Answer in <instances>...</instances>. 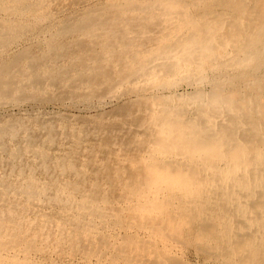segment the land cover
Wrapping results in <instances>:
<instances>
[{
  "label": "bare ground",
  "instance_id": "obj_1",
  "mask_svg": "<svg viewBox=\"0 0 264 264\" xmlns=\"http://www.w3.org/2000/svg\"><path fill=\"white\" fill-rule=\"evenodd\" d=\"M71 1L73 0H0V11L8 16L14 17L13 19L10 17L8 19L5 18L6 20L0 18V37L1 34H5V31L12 32L13 30H19L18 27H20L21 24H19V26L18 23H21L25 16L30 15V17L36 19L39 13H37V11L44 9V6L62 7L68 5L69 2L71 3ZM108 1L109 0H107V2ZM112 1L115 2L119 0ZM207 1L208 0H124L126 7H130L129 9L138 8L141 12L143 11L137 15H128V18L135 20L134 22L141 23L142 29L132 30L128 28L137 27V24H132L130 21H127L126 26H124L125 28H119L120 25L117 26V23H112V26H117L115 32L117 31L119 34H123V37L127 41V45L133 44L136 41H145L150 44L149 49H151L153 44L152 40L155 35L157 37L159 34L158 31L163 24L160 23L162 16L158 17V14L153 15L154 13H150V11L160 10V12H162L161 14H163L166 7L162 6L170 5L171 7L168 8V11L172 9L176 12V14H172L170 18L173 21L172 23H174L176 18L181 16L183 20H190L189 22L186 21L181 29L177 26L174 27L175 24L172 25L174 30L171 34L172 36L175 35L173 44L166 46L163 50L162 47L157 48L155 53L150 56L151 59H149V63L140 66V69L136 72L129 73L131 80L135 81L140 79L143 80L146 76H149V78L158 77V79L164 77H178L179 80L184 81V84H186L185 86H187L184 92L174 90L177 84L175 81L162 83L161 88H166V86H168V89L172 91L170 96L173 98V101L171 103L165 104L164 102H157V104L152 105L150 108H145V106H143L137 111H131L129 112V114H132L131 119L126 118V121H124L125 124L123 123V125L122 123H113L100 127L102 122L94 121L91 127H83L80 131L76 129L74 133H72L71 128L69 129L68 127L59 129L56 123L50 122L51 119L43 120L39 117L31 118L35 115H33V113L37 110L31 112L30 114H32V116L29 118H22L17 122L2 124L0 120V264H7V260H32L38 255V259L47 261L50 258L44 254L39 253L36 255V253H38L37 251L45 253V248L38 245L40 240L47 243L49 242V238L52 237L61 241L59 235H55L57 234L55 232L59 229H80L86 233V229L98 227L96 222L99 215L98 211L101 210L99 202L102 203V198L96 199L92 192L83 191L82 185L78 184L77 189L69 190L66 189L63 184H54L51 181L60 176L64 177L67 173L69 177L76 176L74 173H72L73 175L70 174L69 171L75 172V170H80L82 165L87 162L85 152H93L92 150L101 147L102 140L101 135H99L101 132L104 135L110 133L112 138L121 143V150L123 152H129V154L131 153L133 157L130 158V161L133 162H135V152H137L142 145L139 143V140L143 138L145 139L144 142H149V144L147 143V148L149 149L158 147L179 149V147H181L182 150V148H185L189 153H184V156L188 158L198 156V164L203 166L206 174V178H203L196 173L194 167L197 166L191 167L186 164H181V156L178 157L177 155L173 161L178 164L179 167L171 166V169L167 171L165 169L164 171V169L159 170L151 166L149 169L151 170L150 175L148 174L150 181L149 196L144 197L140 201L134 200L130 202L129 199L128 201L124 200L122 202L127 201V204L124 206L120 204L121 201H111L105 204L107 210L114 213V217L117 216V212L127 206L129 211L131 210L140 217H145L147 215L146 217L152 218H149L150 222H155L157 221L155 218L158 216L162 207L165 208L167 206L175 216L182 218H179L181 222L178 224V226H182V224L184 225L182 221L187 220L189 217L186 215L187 213L185 214L186 216L183 215L184 218L180 216L182 215L181 212L187 210L185 209L187 207L183 208L184 203H186L185 201H190L188 199L195 198V196H202L207 203V207L203 208L210 209L211 203L219 199L220 203L223 204L221 205L220 215H217L216 218L214 216V224L211 222L207 223L206 219V221L203 222V225L208 230L213 227L217 230L213 233L212 231L205 230V228L198 232V242H201L202 247L199 246V250L197 251L202 250L204 253L206 252L216 257L218 255L232 257L242 255L249 248H254L257 245H264V112L260 113V115H262L261 120H252L246 116L247 114L245 115L240 104L235 103V106L231 107V103L228 98L223 96V92L220 96L218 89L213 88L219 87L223 91L226 90V83L215 80V70H230L235 67H243L250 69L254 73L256 67L263 64L264 45H260L262 43L260 42V37L262 36L261 30L264 29V26L257 23L261 28H256L252 30L251 34H247V39L244 45H242L246 48L244 51L234 48L233 50H236L237 53L233 55L232 52L229 51L230 42L225 41L223 44L225 52L217 58H214L212 56L214 45L210 42H203L204 39L202 36L205 34L209 35L210 31H216L215 26L205 20V18L209 20L211 16L216 15L211 14L215 12H210L206 17L204 15L197 17L198 19H194L189 14L195 6H199L200 8V6L207 4ZM76 2L77 0H75V3ZM94 3V5H97L96 3L102 4L105 3V0H96ZM185 3H187V6ZM229 3H225L223 9L230 7L231 5H229ZM210 4L212 6L218 5L215 1L210 2ZM234 4L238 5L237 7H240L245 12H247V10H253V7H250L249 0H239L233 3V5ZM68 6L70 7V4ZM188 6L194 7L188 8ZM103 7L105 6L98 8L102 9ZM96 8L97 7H95V9L93 7L92 9L89 8L88 12L93 9L97 10ZM212 10L217 11L218 9H207V11ZM71 16L73 17V15ZM257 16H259V13ZM154 18H156V20L150 23L149 21ZM69 20L67 21L70 22ZM100 20L101 19H97L96 23ZM65 24L67 25V22ZM44 30L46 32L47 29ZM24 31L23 29L22 32ZM27 31L28 29L25 33H27ZM40 33L38 35H40ZM3 36L4 35H2V37ZM16 36L19 35L17 34ZM19 37L17 39H19ZM169 37L170 36H167V39ZM6 42L7 41H5V44ZM45 44L46 43H44L42 47V44H33L32 41L30 42V46L25 45L23 48L17 47V51L14 53L12 59L9 55L6 59L1 58L0 94L13 92L19 89L24 91L31 87L36 89L39 88L42 83L44 84L45 81L49 80L48 77L39 78L35 76V78H33V75H29L30 73L28 75L25 73L21 78L18 77L19 70L21 71V67L25 66L24 63H28L27 66L31 69H37V67H39L38 63L41 60L45 62H59L64 59L65 56L63 57V54H58V51L50 49L51 47H45ZM5 46L3 44V47ZM63 46L64 45H62V47ZM239 46L240 45H238V47ZM36 47L41 49V52L39 51L40 54L36 52ZM216 47H218V45ZM68 49L69 48H67V50ZM72 49H70V51ZM154 49L156 48H153V50ZM3 51V49H0V56L3 54ZM228 54H230V56H228ZM9 58L10 60H8ZM107 70L108 69H106V71ZM222 76L226 75L224 74ZM261 76H263L261 73L256 72L253 77L261 78ZM241 79H243L245 83L249 81V77ZM209 85L213 89L207 92L203 88ZM82 90L85 89L83 88ZM213 90H215L214 93ZM107 94H113V90L109 91ZM262 94L264 96V91H262ZM23 95L27 94L23 93ZM24 97L25 96H23V98ZM1 103L3 102L0 101V105ZM13 106L21 108L22 104L14 103ZM230 108L233 110H230ZM26 113L28 112L25 111L22 114L25 115ZM108 114L109 113L106 112L102 115ZM67 118H69L67 122L70 121V116ZM95 119L98 120V118ZM130 138L134 139V141L132 140L131 142ZM104 152L106 153L107 151ZM83 153L85 155H83ZM146 158L147 161L146 163L143 162L144 165L150 162L149 157ZM216 163H218V165H215ZM133 168H135V166L132 167V170ZM41 177H46L48 181L42 183L38 182L37 180ZM79 187H81V189H79ZM164 200H168V202L165 201V203L163 202ZM103 201L108 202V200L104 198ZM109 223L114 225L117 224L116 221L111 222L110 220ZM146 224L147 222L142 223L141 226L143 231H140L142 234L140 235L139 233L138 236H141L142 240L144 239L158 246L163 254H167L171 258L177 256L179 260L180 255L183 253L182 244L180 245L179 243L180 240L175 241L173 238L168 239L167 236L169 234H167V238L165 237L166 234L159 233L156 235L155 231H149V227ZM172 225H174V223ZM201 225L202 222L200 226ZM201 228H203V226ZM189 233L194 234L193 232ZM139 237L137 238L139 239ZM88 240L89 238L87 241ZM121 250L123 251V248Z\"/></svg>",
  "mask_w": 264,
  "mask_h": 264
},
{
  "label": "rangeland",
  "instance_id": "obj_2",
  "mask_svg": "<svg viewBox=\"0 0 264 264\" xmlns=\"http://www.w3.org/2000/svg\"><path fill=\"white\" fill-rule=\"evenodd\" d=\"M93 1L95 2L96 0H77L76 4L75 0H73L71 1V3L69 2L70 7L68 6L69 4L62 7L44 6V9H41V11L44 10L43 12L45 14L41 11H37V13H41L37 14L36 19L30 17V15L25 16L23 18V21H21V23H18V25L21 24V26L19 25L20 27H18L19 30L12 31L16 33L5 31V34H1V37L2 35H4L3 37H6H2L1 40H5L7 42L5 44V41L3 42L0 40V49L4 50L3 54L0 56V63L2 62L1 58L6 59L9 55L12 59L14 53L17 51V47L23 48L25 45L30 46V42L32 41L33 44H42V47L43 44L46 43L45 47H51L50 49H55L58 51V54H63V57L65 56L64 59L60 60L59 62H45L44 60H41L38 63L39 67H37V69H31L27 66L28 63H24L25 66L21 67V71L19 70V78H21L25 73L27 75L30 73L29 75H33V78H35V76L39 78L48 77L49 80L45 81L44 84L42 83L40 87L36 89L31 87L24 91H21L19 89L13 92L1 93L0 101L6 103H1L0 105V120L2 121V124H8L15 121L17 122L22 118H29L30 116H32V114L30 113L34 112V110H37L33 113V115H35L31 118L39 117L43 120L51 119L50 122L56 123L59 129L68 127L69 129L71 128L72 133H74L76 129L80 131V129L83 127H91L94 121H101L102 123L100 127L111 125L113 123H122L123 125L124 121H126V118L131 119L132 114H129V112L131 111H137L143 106H145V108H150L152 105L157 104V102H164L165 104H168L173 101V98H171L170 96L172 91L168 89V86H166V88H161L162 83H170L175 81L178 86L176 84L174 90L178 92H184V89L187 86H185V82L179 80L178 77H164L162 79H158V77L149 78V76H146V78H144L143 80L140 79L141 81H135L131 80V78L129 77V73H134L140 69V66L149 63V59H151L150 56L155 53V50H157V48L162 47L163 50L166 46L173 44L175 35L172 36L171 33L174 30V27L177 26L179 29H181L182 25L186 21L189 22L190 20H183L181 19V16L176 18L174 20V23H172L173 21L170 18L172 14H176V12L172 9L168 11V8H170L171 6L164 5L162 7H166V9H164L163 14H161L162 12H160V10L150 11V13H154L153 15L158 14V17L162 16L161 22H159L164 25V27L163 25L160 27L157 37L156 35L154 36L156 40L152 37V48L149 49L150 44L145 41H136L133 44L127 45V41L123 37V34H119L117 31L115 32V30L119 25V28H125L124 26H126L127 21L132 22V24H137V27L135 28H128L132 30L142 29L141 23L134 22L135 20L128 18V15H137L141 11L138 8L129 9L130 7H126V3L124 2V0H122V2L121 0L115 2H113L112 0H109L107 2V0H105V3H96L97 5H94L95 3ZM213 1L217 2L218 5L212 6L210 2ZM236 1L239 0H208L207 4L200 6V8L199 6H190L192 8L194 7L193 10L189 12L190 16L194 19L203 15L206 17V15L210 12H215L211 14H216L211 16L209 20L205 18L206 22L208 21L210 24L215 26L216 31H210L209 35L205 34L204 36H202L204 39L203 42H210L215 46H213L212 54L214 58H217L219 55L225 52L223 46L225 41L230 42L229 51L232 52L233 55L237 53L236 50H233L234 48L244 51L246 48H244V46L242 45H244V42L247 39V34H251L252 30L256 28L260 29L262 25L264 26V0H249L250 7H253V10H247V12L242 10L240 7H237L238 5H233V3H235ZM225 3H229V5L231 6L223 9ZM185 4L187 6V3ZM102 6H105L107 8L103 7L102 9H99ZM92 7L94 9L95 7H97L96 9L99 10L97 11L93 9L94 11L89 10L88 12V9H92ZM190 7L188 6V8ZM203 8L205 11L203 10ZM208 8L218 9V12L214 10L207 11ZM76 11L83 13L80 14ZM257 12L259 13V16H257ZM70 14L73 15L74 18ZM9 17L12 19L14 18L13 16H8L7 14H4V12L0 11V18L8 19ZM97 19L101 20L96 23ZM67 20H69L70 22H68ZM155 20L156 18L151 19L149 22L152 23ZM66 22L67 25L65 24ZM112 23H117V26H112ZM257 23H260L261 26L259 27ZM77 24L79 25V27ZM172 25H174V27H172ZM47 26L49 29L47 28ZM23 29L25 30L24 32H22ZM27 29L28 31L27 33H25ZM44 29H47V33ZM261 32L262 36L260 37L261 39H259L262 43L260 45H264V29H262ZM9 33L12 34L10 35ZM39 33L40 35H38ZM17 34L20 37L16 36ZM167 36L170 37L167 39ZM18 37L19 39H17ZM3 44L4 46H6L3 47ZM62 45L64 46L62 47ZM217 45L218 47H216ZM238 45L240 46L238 47ZM36 48V52L40 54L41 49H39L38 47ZM67 48L69 49L67 50ZM153 48L156 49L153 50ZM70 49L72 50L70 51ZM228 56H230V54H228ZM8 60H10V58ZM239 68L235 67L230 70H215V80L218 82L226 83V90L223 91L219 87L213 88L218 89V93H220V96L223 92V96L225 98H228L229 102L232 104H230L231 107L235 106V103H238L243 109V112H245V115L247 114L246 116L248 118H251L252 120H261L262 115H260V113L264 112V96L262 94V91H264V61L263 64L256 67L254 73L248 68ZM106 69L108 70L106 71ZM256 72L261 73V75L263 76H261V78L253 77L255 76ZM106 73H108L109 75ZM224 74L226 76H222ZM244 77H249V81L246 83L243 82L244 80L241 78ZM83 88L85 90H82ZM213 88H211L209 85L203 89L209 92V90H212ZM111 90H113V94H107ZM214 91L215 90H213V93ZM23 93L27 95H23ZM23 96L25 97L23 98ZM14 103H20L22 104V107L20 108L13 106ZM230 110L233 109L230 108ZM25 111H27L28 113H26L25 115L22 114ZM106 112H108L109 114L102 115ZM69 116L70 121L67 122V120H69V118L67 117ZM95 118H98V120H96ZM99 135H101L102 140L101 147L96 150H92L93 152H85L87 156V162L82 165V168L80 170H75V172L69 171L70 174L74 173L76 176L69 177V174L67 173L64 175V177L60 176L51 181L54 184L61 183L66 189L69 190L77 189V185L79 184L82 185L81 187L83 191H87L89 193L92 192L96 199L102 198V203L99 202V207L101 210L98 211L99 215L96 222V224H98V227L94 229H86V233L81 231L80 229H59L57 230V232H55L57 233L55 235H59L61 241L50 237L49 242H47L49 244L42 240H40L38 244L40 247L45 248V253L37 251L38 253H36V255L41 253L49 257L50 259H48L47 261H41L40 259H38V255L32 260H7V264H264V245H257L254 248H249L240 256L232 257L218 255L217 258L214 255H209L206 252L204 253V251L202 250L197 251L199 250V246L202 247L201 242H198V232L206 228L203 225V222L207 220V223L211 222L212 224H214L215 218L217 217V215H220L221 205L223 203H220L219 199H217L216 202L211 203L210 209L203 208L207 207V203L204 201V197L202 196H195V198L188 199L191 202L185 201L186 203H184L183 208L187 207L185 208L187 209V212L184 210L185 212H181L182 215L180 216L184 218L183 215L187 213L186 215H188L189 217L187 218V220L182 221L184 223V225L182 224V226H178V224L181 222V220H179L180 217L178 218V216H175L167 206L165 208L162 207L158 216L155 218V220H157L155 221L157 224L154 221L150 222V219L152 218L146 217L147 215L145 217H140L137 214L133 213L131 210L129 211V209H127V206L123 207L121 211L117 212V216L114 217V213L108 211L105 204H108L111 201H121L120 204L124 206L127 204L128 199L130 202L134 200L140 201L144 197L149 196V175L151 172V170L149 169L151 166L152 168L155 167L159 170L164 169V171L166 169L167 171L171 169V166L179 167V165L176 164L173 160L175 159V157L181 156V164H186L191 167L197 166L194 167V169L196 173L203 178H206V174L203 166L201 164H198V156L190 158L184 156V153H189L185 148H182V150L181 147H179V149L164 147L149 149L147 148L149 142H144L145 139L143 138L139 140V143H141L142 145L141 148L138 149L137 152H135V162H133L130 161V158L133 157L131 156L132 154H129V152H123L121 150V143L112 138L110 133L104 135L101 132V134L99 133ZM132 140L134 141V139L130 138L131 142ZM104 151L107 152L105 153ZM83 155L85 154L83 153ZM146 157H149L150 162L149 164L144 165L143 162L146 163L147 161ZM215 165H218V163H216ZM133 166H135V168H133L132 170ZM126 169L128 170V172ZM139 172L142 173L140 174ZM77 179H80L81 181H78ZM37 181L42 183L44 181H48V179L46 177H41ZM81 187H79V189H81ZM93 188H95L96 190ZM103 198L107 199L108 202L103 201ZM124 200L127 201L122 202ZM165 201L168 202V200H164L163 202ZM199 218L201 221L199 220ZM109 220L111 222L116 221L117 224L114 225L112 223H109ZM144 222H147L146 225L149 227V231H155L156 235L162 233L164 235L166 234V237L167 234H169L167 236L168 239L173 238L175 241L180 240L179 243L180 245L182 244L181 246L183 249V253L180 255L179 260L177 256L171 258L167 254H163L158 246L154 245L151 242H147L144 239L142 240L141 236H138L139 233L140 235L142 234L140 231H143L141 225ZM201 222L202 225L200 226ZM173 223L174 225H172ZM150 226L152 229L150 228ZM202 226L203 228H201ZM205 230L208 229L206 228ZM216 230L217 229L213 227L208 231H212L214 233ZM189 232H193L194 234ZM137 237H139L141 241ZM88 238L90 241H87ZM151 245L153 246V248ZM196 246L198 249L196 248ZM122 248L123 251L121 250Z\"/></svg>",
  "mask_w": 264,
  "mask_h": 264
}]
</instances>
